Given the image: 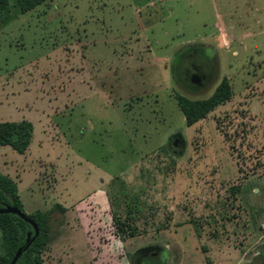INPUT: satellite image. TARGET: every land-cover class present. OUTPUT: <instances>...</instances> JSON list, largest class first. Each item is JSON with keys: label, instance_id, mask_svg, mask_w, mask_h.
<instances>
[{"label": "rangeland", "instance_id": "rangeland-1", "mask_svg": "<svg viewBox=\"0 0 264 264\" xmlns=\"http://www.w3.org/2000/svg\"><path fill=\"white\" fill-rule=\"evenodd\" d=\"M7 2L0 122L32 133L24 153L0 145V172L24 212L64 206L42 261L264 264V0ZM222 77L229 100L186 126L175 94L204 98Z\"/></svg>", "mask_w": 264, "mask_h": 264}, {"label": "trees", "instance_id": "trees-1", "mask_svg": "<svg viewBox=\"0 0 264 264\" xmlns=\"http://www.w3.org/2000/svg\"><path fill=\"white\" fill-rule=\"evenodd\" d=\"M43 1L16 0L18 12L24 13ZM11 17L7 0H0V24L6 23ZM230 97V85L228 80L222 77L211 93L204 98H188L180 94H175L174 98L185 125L189 126L204 118L215 107L229 100ZM31 132L32 125L25 119L0 122V145H7L17 153H24L29 144ZM3 204L14 205L24 212L15 181L0 172V206ZM124 205L128 217L140 209L136 196L133 195L125 200ZM54 209L62 211L64 206L54 202L48 209H34L30 212H24L36 224L37 233L29 244L21 250L13 264H60L58 262L44 263L40 255L49 237V213ZM111 220L118 237H122L120 233L123 231H126L128 235L132 234V230L126 223L127 220L119 219L114 212H111ZM27 231H30V235L33 234L32 226L26 220L13 212H0V264L8 263L16 248L24 242Z\"/></svg>", "mask_w": 264, "mask_h": 264}, {"label": "flooded vegetation", "instance_id": "flooded-vegetation-1", "mask_svg": "<svg viewBox=\"0 0 264 264\" xmlns=\"http://www.w3.org/2000/svg\"><path fill=\"white\" fill-rule=\"evenodd\" d=\"M188 49L191 50V52L189 54L186 55H182L183 57L185 56H191L193 55V53L196 52L194 46L189 45ZM208 63L205 62L204 63H192V67L194 68V72H189V70H186L185 73V77L187 78L188 82H191V86L193 87V89L200 87V86H204V84L206 85L208 79L210 78V73H209V66L207 65ZM177 65V64H176ZM203 67H205V70L203 69Z\"/></svg>", "mask_w": 264, "mask_h": 264}, {"label": "water", "instance_id": "water-1", "mask_svg": "<svg viewBox=\"0 0 264 264\" xmlns=\"http://www.w3.org/2000/svg\"><path fill=\"white\" fill-rule=\"evenodd\" d=\"M0 212H13V213L17 214L18 216H20L21 218H23L24 220H26L32 226L33 234L30 235V231L26 232L24 242L16 248V250L14 251L13 255L11 256L10 260L7 263V264H13L14 261L16 260V258L19 256L21 250L24 249L29 244L31 239L37 233V226L29 217H27L24 214V212L19 210L14 205L3 204L2 206H0Z\"/></svg>", "mask_w": 264, "mask_h": 264}, {"label": "crops", "instance_id": "crops-1", "mask_svg": "<svg viewBox=\"0 0 264 264\" xmlns=\"http://www.w3.org/2000/svg\"><path fill=\"white\" fill-rule=\"evenodd\" d=\"M224 25L222 24L220 27H223ZM220 27H218V28H220ZM32 133V132H31ZM28 147V146H27ZM27 149V148H26ZM25 152V151H24Z\"/></svg>", "mask_w": 264, "mask_h": 264}]
</instances>
